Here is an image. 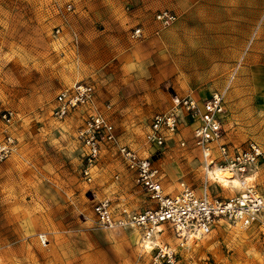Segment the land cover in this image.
I'll return each mask as SVG.
<instances>
[{"label": "rangeland", "instance_id": "374dc122", "mask_svg": "<svg viewBox=\"0 0 264 264\" xmlns=\"http://www.w3.org/2000/svg\"><path fill=\"white\" fill-rule=\"evenodd\" d=\"M263 3L195 0L164 39L148 43L126 39L143 2L0 0V111L14 115L13 151L0 158V264H149L135 230L94 225L92 205L102 197L133 212L151 203L113 149L102 150L85 181L75 137L82 114H51L57 92L76 82L94 86L98 107L111 105L120 142L152 160L166 193L183 182L199 195L206 184L211 197L232 196L234 189L206 182L189 120L160 150L144 133L174 95L205 98L228 84L227 140L254 141L264 154ZM1 128L0 118V141ZM253 180L264 194V160ZM164 231L159 239L175 245ZM176 249L177 264H264V224L222 225Z\"/></svg>", "mask_w": 264, "mask_h": 264}, {"label": "built area", "instance_id": "2783aa9c", "mask_svg": "<svg viewBox=\"0 0 264 264\" xmlns=\"http://www.w3.org/2000/svg\"><path fill=\"white\" fill-rule=\"evenodd\" d=\"M154 20L161 29H165L174 23L176 16L169 11H160L155 14ZM130 37L136 41L144 39L143 30L134 28ZM228 89L227 84L220 90L211 91L205 98H198L192 93L174 95L167 112L151 118L144 141L150 148L163 149L167 137L175 133L182 118H186L192 125V144L200 152L206 182L213 180L222 185L209 176L217 169L228 174L229 181H237L235 193L229 197L209 196L206 184L204 194L199 195L183 182L175 193H166L152 160L120 142L110 120L111 106L104 103L101 108L98 107L96 91L91 83L76 82L55 95L51 111L55 119L64 120L74 112L82 114V123L75 137L83 150L81 173L85 181L92 180L102 150L110 148L116 151L150 201L151 206L136 212L129 211L125 206L114 208L108 197L97 199L92 205L96 228H130L138 233L140 248L148 255L149 264H177L176 248L180 244L207 236L222 225L246 228L257 223L264 224V194L256 188L253 180L254 171L263 162L264 154L254 141L235 145L227 140L225 97ZM13 117L10 110L0 111V158L13 151L14 139L9 132ZM183 145L181 142L180 146ZM164 229L175 239V245L159 239ZM40 240L45 241V238L40 237Z\"/></svg>", "mask_w": 264, "mask_h": 264}, {"label": "crops", "instance_id": "0c3cea01", "mask_svg": "<svg viewBox=\"0 0 264 264\" xmlns=\"http://www.w3.org/2000/svg\"><path fill=\"white\" fill-rule=\"evenodd\" d=\"M135 1L143 2L140 8L141 11L138 9L136 12H132V16H130L129 19L132 23H134V28L140 27L143 30L144 39L140 41H147L148 43H153V41L155 40L159 41L161 38L164 39V37L166 36V32H164L163 29L160 28V25L154 20L155 13H157L158 11H169L172 12L175 16L177 14L181 16L190 12V10L195 6V0H160L158 1V3H154L152 0ZM103 24L110 26L112 22L106 21ZM130 35L131 34H129L128 36L127 34L126 39L130 38V40L133 42H139L133 40ZM232 189H234V187Z\"/></svg>", "mask_w": 264, "mask_h": 264}, {"label": "bare ground", "instance_id": "6f19581e", "mask_svg": "<svg viewBox=\"0 0 264 264\" xmlns=\"http://www.w3.org/2000/svg\"><path fill=\"white\" fill-rule=\"evenodd\" d=\"M209 176L212 179L216 180L217 182L222 183L223 187H229L232 189L233 187L235 188L238 185V183L235 179L229 181L227 179V178H229V175L219 171L218 169L214 170L213 173H211ZM160 236L166 238L167 237L166 232L162 231ZM198 238L200 239L201 237H198ZM193 241H194L193 239H189L185 244H182V245L180 244L179 248H183L186 244L191 245L193 243Z\"/></svg>", "mask_w": 264, "mask_h": 264}]
</instances>
